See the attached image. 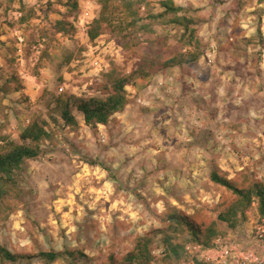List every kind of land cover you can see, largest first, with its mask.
I'll return each instance as SVG.
<instances>
[{"label":"rangeland","instance_id":"374dc122","mask_svg":"<svg viewBox=\"0 0 264 264\" xmlns=\"http://www.w3.org/2000/svg\"><path fill=\"white\" fill-rule=\"evenodd\" d=\"M160 1L141 7L153 32L126 26L113 1V24L91 39L100 0H0V143H23L34 120L49 133L1 203L0 264H178L193 237L169 226L172 211L211 239L262 216L258 198L211 174L245 190L264 181V0H174L196 21L201 57L144 77L151 40L167 57L187 49L179 26L148 18ZM114 70L131 78L123 111L88 125L71 100L75 120L63 117L60 99L105 96Z\"/></svg>","mask_w":264,"mask_h":264},{"label":"trees","instance_id":"16d2710c","mask_svg":"<svg viewBox=\"0 0 264 264\" xmlns=\"http://www.w3.org/2000/svg\"><path fill=\"white\" fill-rule=\"evenodd\" d=\"M113 1L120 3L122 14L125 16L126 26L138 28L141 32H153L152 25L149 22L141 23L145 20V17L141 15L143 0H100L102 6L101 15L100 18L94 20L90 27L89 36L91 39H95L100 35V30L104 24H113L109 16V5ZM160 3L164 8L163 11L157 14L150 12L147 15L148 18L154 21L163 18L164 22L168 21L179 26L182 32L180 39L184 43L183 48L187 49L186 53L167 57L165 53H160L159 50L157 51L160 48L157 46L159 45V41L157 39L151 40L150 48L142 57L141 64L137 70V73L144 77L151 75L159 65L163 68L172 65L193 63L201 57V48L199 45L202 40L194 27L196 21L194 17H191L187 13H182L187 12L188 9L182 5H176L174 0H161ZM169 14L172 17L168 18ZM192 47L198 49H194V51L188 49ZM108 77L111 81L105 85V88H107V94L105 96H73L66 99V101L60 99L66 105L63 117L68 121L75 120L71 113V100L75 101L77 109L84 114L85 121L88 125L106 123L114 113L123 111L129 103L126 86L130 84L131 78L126 75H121L117 70H114ZM48 136L49 133L45 126L39 120H34L21 134L23 143H16L9 140H4L3 143H0V211L1 203L10 201L18 190L20 170L24 162L27 159L38 157L42 153L43 147L41 141ZM211 179L216 184L228 188L238 197L245 198L248 203L251 202L253 196L258 198L261 207L264 208V181L255 182L250 189L245 190L229 179L221 176L217 170L212 172ZM262 216H264V210ZM168 222L169 226L176 230L181 228L191 233L193 239L182 245L183 252L186 251V247L190 243H198L210 247L214 239L222 235L219 234L214 239H211V233L207 234L195 223L191 222L186 215L176 210L169 214ZM173 251L176 256L179 254L178 249L174 248ZM3 254L9 259L17 258V255L9 250H4ZM58 254L55 251L41 252V256L51 260L56 259ZM141 255L142 250L138 248L132 256L139 258ZM148 257H150V254Z\"/></svg>","mask_w":264,"mask_h":264},{"label":"built area","instance_id":"2783aa9c","mask_svg":"<svg viewBox=\"0 0 264 264\" xmlns=\"http://www.w3.org/2000/svg\"><path fill=\"white\" fill-rule=\"evenodd\" d=\"M186 253L189 258L178 264H264V216L243 233L216 237L210 247L190 243Z\"/></svg>","mask_w":264,"mask_h":264},{"label":"crops","instance_id":"0c3cea01","mask_svg":"<svg viewBox=\"0 0 264 264\" xmlns=\"http://www.w3.org/2000/svg\"><path fill=\"white\" fill-rule=\"evenodd\" d=\"M29 88H30V87H29ZM189 96H194V95H193V93H191V95H189Z\"/></svg>","mask_w":264,"mask_h":264}]
</instances>
